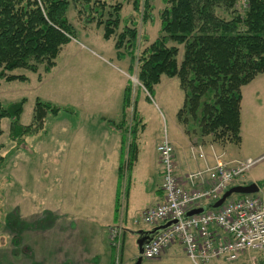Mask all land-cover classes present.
<instances>
[{
    "label": "trees",
    "instance_id": "trees-1",
    "mask_svg": "<svg viewBox=\"0 0 264 264\" xmlns=\"http://www.w3.org/2000/svg\"><path fill=\"white\" fill-rule=\"evenodd\" d=\"M240 1L164 0L166 7L159 13V35L138 54L137 25L125 24L124 31L118 34L121 24L126 22L121 17L123 6L120 3L0 0V79L27 82L29 78L25 74L13 73L26 70L37 74L41 66L46 74L52 71L62 48L77 39L67 15L73 4L79 16L88 13L84 18L86 23H95L97 28L104 29L105 40H115L118 59L129 57L128 72L133 75L137 69V79L148 93V101L162 76L178 78L185 94L178 119L182 120L183 114L188 113L197 121L204 136H212L216 143L239 146L241 88L264 74V0H243L242 7H238ZM132 5L134 12L141 13L142 21L153 18L154 8L149 0H132ZM122 49L127 56L121 53ZM132 89L129 82L123 99L124 117L127 109L133 108L132 122L126 128V133L132 135L128 146L130 154L119 172V188L122 189L127 180V191L128 175L136 160L134 142L140 123L136 117L138 102L132 101ZM26 102V98L8 104L0 101V135L2 122L9 120V138L24 146L27 137L44 130L48 116L72 111L38 98L31 124L23 125L21 116ZM182 121L185 123L186 119ZM258 186L264 188V182ZM117 205L119 198L116 211ZM260 264H264L263 259Z\"/></svg>",
    "mask_w": 264,
    "mask_h": 264
},
{
    "label": "rangeland",
    "instance_id": "rangeland-1",
    "mask_svg": "<svg viewBox=\"0 0 264 264\" xmlns=\"http://www.w3.org/2000/svg\"><path fill=\"white\" fill-rule=\"evenodd\" d=\"M96 1L98 0H91L92 4ZM105 2L112 5L120 3L123 6L121 17L126 22L121 24L118 34L124 31L125 24L130 27L137 25L140 36L138 54L157 39L160 30L159 13L166 7L164 0H149V5L154 9L151 11L153 18L148 19L147 22L142 21L141 13L134 12L132 0H105ZM242 4L243 0L238 3V7H242ZM78 5L80 8L79 3ZM219 13L228 18L223 13ZM87 14L83 12V17L79 16L71 4L67 15L76 30L77 39L63 47L56 60L57 70L52 75L47 77L41 66L37 74L26 70H16L13 73L25 74L29 78L27 82H6L0 79L2 103L8 104L22 98L27 99L21 124H31L35 101L38 98L61 107L82 103L84 88L88 85L89 90L92 86L97 89L98 84L104 79L99 76L100 69L93 59L103 57L111 63L110 68L117 74L125 76V73H128V79L133 87L132 100L138 102V110L145 120L146 130L142 136L145 141H150L154 137H160L161 141L167 135L173 143L174 140L181 141L189 131L192 137L195 132H200L199 124L188 113L182 116V120L186 119L185 124L182 120L181 122L178 120L177 115L183 108L185 99L179 79L162 76L160 84L155 87L151 101L148 102L145 97L149 95L137 79V69L134 70L133 75L128 72L129 57L117 59L115 40H105L103 28H97L95 23H86L84 18H87ZM144 38H147V41ZM179 49L182 54L183 47L180 46ZM125 51L122 49L121 53L127 56ZM89 77H94L92 84L86 82ZM118 80L117 76L111 78V82L116 85ZM241 93V144L236 146L228 143L226 152L231 153L235 158L232 162L248 160L256 162L249 171L238 177V181L234 184L251 178L261 183L264 182V74L258 75L252 82L242 86ZM52 122L54 119L48 117L46 130H50V134ZM9 125V120L2 122L0 135V264H60L61 259L56 256L58 253L56 249L60 248L62 239L50 229V224H47L52 220L49 215L52 213L46 211L49 204L51 206L59 203L61 194L58 178L55 176V171H59V168L48 162L50 153L35 154V150L40 151L43 148L39 145L37 150L38 142L45 136L43 133L39 136L27 137V146L19 145L9 138ZM198 135L200 136V133ZM212 142H214L213 137ZM217 144L221 145V143ZM44 156L47 157L45 162ZM232 197L236 199L238 195ZM108 238L110 240V231ZM130 239L131 236L128 234L124 250L123 245L120 248L116 247L113 260L105 259L103 264H110L111 260L114 264H135L139 257L137 238L133 242H130ZM171 248L174 250L172 255L164 257L166 251L161 257L144 260L142 264H195L187 257L183 246L176 244ZM261 261L258 254L246 253L237 262L220 264H260Z\"/></svg>",
    "mask_w": 264,
    "mask_h": 264
},
{
    "label": "crops",
    "instance_id": "crops-1",
    "mask_svg": "<svg viewBox=\"0 0 264 264\" xmlns=\"http://www.w3.org/2000/svg\"><path fill=\"white\" fill-rule=\"evenodd\" d=\"M93 59L100 69L99 76L104 77L103 81L96 85L97 89L92 86L89 90L87 85L82 93L81 105L67 107L72 111L61 112L56 117L48 116L54 119L50 126L51 134L50 130H46L48 117L44 130L37 134L39 136L43 133L45 136L37 144V150L39 145L43 148L35 150V154L50 153L48 162L59 168V171H55L61 194L59 203L49 204L46 211H50L52 214L49 215L54 219L47 224L62 239L60 248L56 249V256L61 259L60 264H103L105 259L113 260L115 251L108 238L110 228L123 229L124 250L128 234L131 236L130 242H133L139 231H149L152 228L134 223L142 211L162 203L164 199L162 169L157 153L161 138L154 137L150 141L142 138L146 125L138 110V103L136 117L140 123L134 142L136 160L128 175V191L127 180H124L123 188H119L120 167L129 158L128 146L132 137L130 133H126V128L132 122L133 108L127 109L125 117L123 109L124 92L130 81L128 73L125 76L117 74L110 68L111 63L103 57ZM57 67L56 61L52 71L46 74L47 77ZM112 76L118 77L117 85L111 82ZM93 78L89 77L87 84ZM187 133L189 135L185 134L181 141L174 140L172 143L177 176L182 184L186 183L185 177L189 173L203 166V161L191 152L192 147L202 148L210 163L213 162V150L227 163L235 159L231 153L226 152L228 143H214L211 136H204L201 132H198L200 136L195 132L193 137L190 131ZM25 144L27 146V138ZM45 159L47 157L44 156V162ZM251 183L259 181L243 179L234 186ZM173 251V248L169 249L164 257L172 255ZM112 260L110 264L113 263Z\"/></svg>",
    "mask_w": 264,
    "mask_h": 264
},
{
    "label": "built area",
    "instance_id": "built-area-1",
    "mask_svg": "<svg viewBox=\"0 0 264 264\" xmlns=\"http://www.w3.org/2000/svg\"><path fill=\"white\" fill-rule=\"evenodd\" d=\"M191 152L203 161V166L189 173L182 184L168 136L157 145L164 199L142 211L134 223L152 228L172 221L175 224L144 246L143 258L157 259L178 244L195 264L234 263L246 253H256L264 260V188L254 195L231 197L217 209L210 207L256 162L227 163L213 150L210 163L202 148L192 147ZM199 208L205 211L187 217L190 211ZM109 231L112 247H122L123 229L113 227Z\"/></svg>",
    "mask_w": 264,
    "mask_h": 264
},
{
    "label": "water",
    "instance_id": "water-1",
    "mask_svg": "<svg viewBox=\"0 0 264 264\" xmlns=\"http://www.w3.org/2000/svg\"><path fill=\"white\" fill-rule=\"evenodd\" d=\"M260 190L258 184L256 183H252L250 185H238V186H234L232 188H230L228 191L225 192V194L222 196V198L217 201L212 208L217 209L219 207H221L223 205V203L229 199L230 197H232L233 195H254L256 193H258ZM205 211V208H199V209H195L190 211L187 214V217L196 215V214H201ZM173 224H175V221L172 222H168L164 225L155 227L149 231H139L137 233V248H138V259L136 261L135 264H142L143 263V249L144 246H146L147 244L151 243L153 241V239L155 238L156 235H158L159 233L163 232L164 230L168 229L169 227H171Z\"/></svg>",
    "mask_w": 264,
    "mask_h": 264
}]
</instances>
